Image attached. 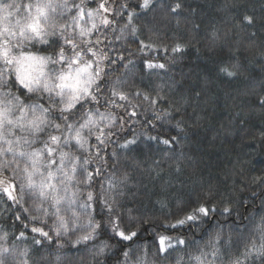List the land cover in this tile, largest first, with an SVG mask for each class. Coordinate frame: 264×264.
Returning a JSON list of instances; mask_svg holds the SVG:
<instances>
[{
	"label": "clouds",
	"instance_id": "obj_1",
	"mask_svg": "<svg viewBox=\"0 0 264 264\" xmlns=\"http://www.w3.org/2000/svg\"><path fill=\"white\" fill-rule=\"evenodd\" d=\"M136 2L0 0V264H264V198L235 221L184 224L163 249L137 235L160 217L125 207L146 172L130 147L146 125L130 116L163 112L144 99L162 91L139 68L146 21L121 7ZM114 217L136 234L114 240Z\"/></svg>",
	"mask_w": 264,
	"mask_h": 264
},
{
	"label": "trees",
	"instance_id": "obj_2",
	"mask_svg": "<svg viewBox=\"0 0 264 264\" xmlns=\"http://www.w3.org/2000/svg\"><path fill=\"white\" fill-rule=\"evenodd\" d=\"M175 2L153 0L154 11L136 13L146 25L134 43L155 45L140 53L139 68L162 86L159 97L151 96L154 107L169 113L161 120L153 112L130 116L146 125L147 136L130 146L146 172L143 198L125 207L135 219L160 217L158 227L140 221L137 235L145 239L182 232L184 225H165L183 215L184 205L190 211L203 200L216 207L213 223H227L260 212L264 198V185L254 182L264 177V0H180L178 13L165 15ZM175 43L184 45L182 53L171 52ZM146 57L167 67L149 69ZM222 65H235L237 75L221 73ZM135 127L126 133L130 139ZM225 205L231 216L222 212Z\"/></svg>",
	"mask_w": 264,
	"mask_h": 264
},
{
	"label": "snow or ice",
	"instance_id": "obj_3",
	"mask_svg": "<svg viewBox=\"0 0 264 264\" xmlns=\"http://www.w3.org/2000/svg\"><path fill=\"white\" fill-rule=\"evenodd\" d=\"M119 2V0H118ZM122 8L124 9H128V11L126 12V17L128 18V20L131 22L133 20H135L137 18V15H134L137 13V9H139L141 11V13H146L148 11H154V4H153V0H137L136 3H124L122 6ZM183 7L182 3L180 2V0H176V2L171 6L169 11H166L165 15H168L170 13H178V10H180ZM245 20L248 21V23H252V18L246 16ZM155 45L153 43H147L145 44L143 41L140 42L139 46H138V50L140 52H144V50L147 49H152ZM166 47V46H165ZM184 48V45L182 43H175L172 47H171V52L173 54H178V53H182ZM172 60H175V56L172 57ZM145 66L149 69H165L167 67V65L165 63H154L153 62V58L151 57H146L145 58ZM235 65H222L219 68V71L225 75H227L228 77L234 76L236 74L235 71ZM120 99H125V97L123 96V94H120ZM145 100H150V102L152 104L156 103L155 99H152L149 96H145L144 97ZM163 117H166L169 115V113L167 111L163 112L160 114ZM177 127H179V122H177ZM150 139H155L154 137H149ZM172 139H176L175 137H173ZM162 143L164 145H168L170 143V141L168 139H164L162 140ZM177 170L179 171V167H177ZM254 182H259V184L264 185V177H256L254 178ZM187 205H184L182 208H180V212L183 213L182 216H177V218L175 219V223H169L166 224V227H172V228H176L178 225H184L186 223L189 222H195L199 219L202 218H207L211 212H215L216 211V207L213 206L211 208H209L207 206V204L201 200L197 203L196 206L192 207L190 211H187ZM222 212L225 214H231V208L227 205H225L222 208ZM131 219V217H130ZM122 220L120 217H114L112 218V230L115 233L116 236H119L121 239L123 240H129L131 239L132 236H134L136 233L134 232H129L127 231L125 228L122 227ZM168 241V238L166 236H160L159 237V242L161 245V248L163 249V247L166 245Z\"/></svg>",
	"mask_w": 264,
	"mask_h": 264
}]
</instances>
